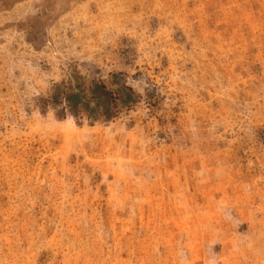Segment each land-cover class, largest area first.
<instances>
[{
    "label": "rangeland",
    "instance_id": "rangeland-1",
    "mask_svg": "<svg viewBox=\"0 0 264 264\" xmlns=\"http://www.w3.org/2000/svg\"><path fill=\"white\" fill-rule=\"evenodd\" d=\"M0 264H264V0H0Z\"/></svg>",
    "mask_w": 264,
    "mask_h": 264
},
{
    "label": "trees",
    "instance_id": "trees-1",
    "mask_svg": "<svg viewBox=\"0 0 264 264\" xmlns=\"http://www.w3.org/2000/svg\"><path fill=\"white\" fill-rule=\"evenodd\" d=\"M65 100L67 102L69 113L73 117H76L81 104H85L83 105L84 108H89L90 105H94L95 108L101 109L105 116L109 115L111 107V96L103 85H95L92 91V97L89 99H86L81 92L75 91L71 86L69 87V92L67 93Z\"/></svg>",
    "mask_w": 264,
    "mask_h": 264
}]
</instances>
